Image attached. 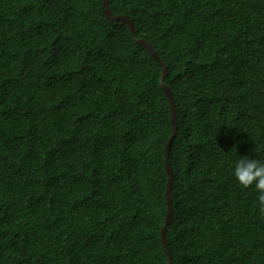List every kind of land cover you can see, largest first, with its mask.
<instances>
[{"label":"trees","instance_id":"16d2710c","mask_svg":"<svg viewBox=\"0 0 264 264\" xmlns=\"http://www.w3.org/2000/svg\"><path fill=\"white\" fill-rule=\"evenodd\" d=\"M0 0V264H264L232 174L264 161V0Z\"/></svg>","mask_w":264,"mask_h":264},{"label":"water","instance_id":"95a60500","mask_svg":"<svg viewBox=\"0 0 264 264\" xmlns=\"http://www.w3.org/2000/svg\"><path fill=\"white\" fill-rule=\"evenodd\" d=\"M103 5H104V12L109 19H111L112 21H116V22L121 21L122 23H129L131 33L132 34L135 33V25H134V22L129 15H115L112 12V10L109 8L107 0H103ZM138 42L145 44L152 51V53L155 55V57H157L159 60H161V63L164 65L161 84H162L164 90L166 91L167 97H168L169 102L171 104V110H172L173 131H172V134H171V136L167 142V145H166V168H167V171L169 173V181H168V185H167L168 212H167V216L165 219V224L162 227V240H163V244H164L167 256L169 258V264H173V259H172V255H171V252L169 249L168 240H167L166 229H167L168 225L171 223V220L173 218V201H172L173 171H172V168H171V165L169 162V158H170V146H171V143H172V141H173V139L177 133V130H178V122H177V116H176V105H175V101H174V97H173L171 89L169 87H167V85L163 82V79H164L166 72H167L165 62L159 57V55L153 49L151 43L149 41H147L145 38H143V37L138 38Z\"/></svg>","mask_w":264,"mask_h":264},{"label":"clouds","instance_id":"9594fccd","mask_svg":"<svg viewBox=\"0 0 264 264\" xmlns=\"http://www.w3.org/2000/svg\"><path fill=\"white\" fill-rule=\"evenodd\" d=\"M232 174L243 187H254L258 193V211L264 215V161L239 156L234 162Z\"/></svg>","mask_w":264,"mask_h":264}]
</instances>
